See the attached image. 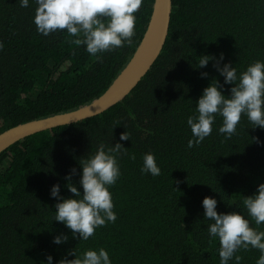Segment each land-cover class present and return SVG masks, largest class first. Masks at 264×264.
<instances>
[{"label":"trees","instance_id":"16d2710c","mask_svg":"<svg viewBox=\"0 0 264 264\" xmlns=\"http://www.w3.org/2000/svg\"><path fill=\"white\" fill-rule=\"evenodd\" d=\"M154 0L135 14L132 44L92 57L66 30L43 36L33 23L36 4L0 0V133L33 120L69 112L102 95L128 64L147 29ZM166 45L156 64L127 98L106 112L47 130L14 144L0 155V264H53L76 248L104 247L112 264H220L218 240H211L202 200L214 197L218 213L240 212L257 226L243 205L264 183V129L242 116L225 139L217 116L212 134L199 146L187 118L224 56L238 70L264 60V0H173ZM216 58L199 68L200 56ZM208 73L201 78V73ZM231 85H224L228 95ZM118 122V126H117ZM115 127V128H114ZM130 140L121 141L123 132ZM121 143V177L110 188L115 223L98 228L88 241L73 238L54 221L51 187L60 195L79 184V160L100 143ZM153 152L161 174H141L143 155ZM135 157V159L132 158ZM63 233L66 243L54 244ZM241 264H256L257 249H241ZM74 259L73 256H67ZM234 264V261H230Z\"/></svg>","mask_w":264,"mask_h":264},{"label":"clouds","instance_id":"9594fccd","mask_svg":"<svg viewBox=\"0 0 264 264\" xmlns=\"http://www.w3.org/2000/svg\"><path fill=\"white\" fill-rule=\"evenodd\" d=\"M20 6L29 7V0H19ZM36 4L33 23L43 36L66 30L75 37L74 43L83 45L92 57L114 51L125 44L131 45L135 36L136 13L143 0H34ZM216 60L211 55L200 56L198 67H206ZM221 53L213 67L224 78L223 84L213 78L196 101L195 114L187 118L192 138L188 148L199 146L213 132L217 116L222 118L218 131L225 139H231L237 132L242 116L253 125V129H264V60L251 62L245 70H238L230 62H221ZM208 73H201L207 78ZM224 85H231L229 94L225 95ZM118 126V122H117ZM115 128V127H114ZM121 141L130 140L126 131L120 136ZM126 148L119 142L108 146L100 143L96 151L79 160L82 171L79 184L71 182V176L77 170L73 168L66 177L65 185L72 196L60 195V185L51 187L50 196L58 202L55 204L54 221L61 222L71 231L73 238L88 241L98 228L107 223H115L117 214L110 188L121 177L119 158L127 154ZM135 159L134 156H132ZM141 174L153 177L161 174L156 156L149 151L143 155ZM217 200L206 196L202 200L204 220L209 221L207 233L211 240H218L220 264H241L242 257L236 253L249 248L260 253L256 264H264V231L250 226V220L238 211L227 213L217 211ZM243 205L247 216L257 226L264 223V183L256 191L244 197ZM68 236L61 233L53 237V243H66ZM73 256L74 259H68ZM46 264H53V257L48 255ZM58 264H112L109 252L104 247L88 248L77 253L76 248L69 251Z\"/></svg>","mask_w":264,"mask_h":264},{"label":"water","instance_id":"95a60500","mask_svg":"<svg viewBox=\"0 0 264 264\" xmlns=\"http://www.w3.org/2000/svg\"><path fill=\"white\" fill-rule=\"evenodd\" d=\"M173 0H154L147 29L132 58L109 88L78 109L19 124L0 133V155L14 144L47 130L98 116L123 102L152 70L170 34Z\"/></svg>","mask_w":264,"mask_h":264}]
</instances>
